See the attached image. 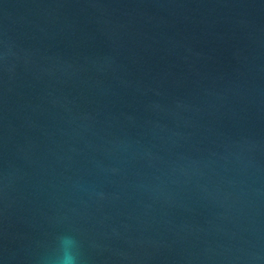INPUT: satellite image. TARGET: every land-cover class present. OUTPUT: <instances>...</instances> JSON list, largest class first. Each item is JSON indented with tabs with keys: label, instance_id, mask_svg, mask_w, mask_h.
<instances>
[{
	"label": "water",
	"instance_id": "obj_1",
	"mask_svg": "<svg viewBox=\"0 0 264 264\" xmlns=\"http://www.w3.org/2000/svg\"><path fill=\"white\" fill-rule=\"evenodd\" d=\"M264 264V0H0V264Z\"/></svg>",
	"mask_w": 264,
	"mask_h": 264
},
{
	"label": "clouds",
	"instance_id": "obj_2",
	"mask_svg": "<svg viewBox=\"0 0 264 264\" xmlns=\"http://www.w3.org/2000/svg\"><path fill=\"white\" fill-rule=\"evenodd\" d=\"M61 244L65 246L64 255L61 257L60 264H75V257L67 250V246L72 245L74 241L67 237H61Z\"/></svg>",
	"mask_w": 264,
	"mask_h": 264
}]
</instances>
